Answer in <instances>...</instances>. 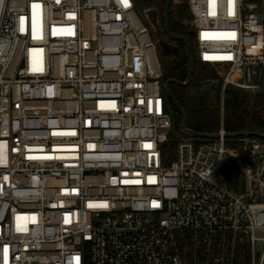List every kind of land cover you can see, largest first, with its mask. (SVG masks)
Masks as SVG:
<instances>
[{"label": "built area", "instance_id": "built-area-1", "mask_svg": "<svg viewBox=\"0 0 264 264\" xmlns=\"http://www.w3.org/2000/svg\"><path fill=\"white\" fill-rule=\"evenodd\" d=\"M186 1L200 62L264 92V0ZM159 27L135 0H0V264H264V139L222 107L170 160Z\"/></svg>", "mask_w": 264, "mask_h": 264}, {"label": "trees", "instance_id": "trees-1", "mask_svg": "<svg viewBox=\"0 0 264 264\" xmlns=\"http://www.w3.org/2000/svg\"><path fill=\"white\" fill-rule=\"evenodd\" d=\"M167 0H135L136 6L140 12L144 10H154L159 16L160 27L158 32L169 37L165 31V6ZM170 30L174 35L185 36L189 39L190 46L192 44L191 32L194 27L192 25V14L187 1L175 3L172 0L170 7ZM170 38V37H169ZM171 39V38H170ZM173 41V39H171ZM177 44V52L173 55L162 54L163 66V82L169 79H176L185 82L189 71V58L186 52V44L184 41L175 40ZM191 52L194 58L192 46ZM222 67L223 71L225 67ZM223 73L216 72L208 63L200 62L199 65L194 58V72L192 81L188 86H182L176 83L170 84L173 95L183 106L187 114L188 128L198 131L214 133L218 131L220 126V104H210L206 95L195 94L194 91L200 87L204 80L221 79ZM221 86V84H220ZM217 90V99L220 98V89ZM169 111L173 117V130L170 133L171 141L168 144V151L175 157L176 152V133L182 122V114L170 97H167ZM264 92L250 96L247 92L241 91L234 87H227L224 93V119L225 127L229 133L242 131H256L264 133ZM255 137V136H254ZM232 147L236 143H230ZM169 160L165 159V164ZM222 174L227 182L235 190L243 188V177L240 169L228 160L222 168Z\"/></svg>", "mask_w": 264, "mask_h": 264}, {"label": "water", "instance_id": "water-1", "mask_svg": "<svg viewBox=\"0 0 264 264\" xmlns=\"http://www.w3.org/2000/svg\"><path fill=\"white\" fill-rule=\"evenodd\" d=\"M172 4V0H167L166 2V6H165V31L167 33V35L173 39V40H180V41H184L186 44V52L189 58V71H188V77L187 80L185 82H180L176 79H169L165 84H164V88L166 91V94L168 97H170L172 99V101L174 102V104L177 106V108L180 110L181 114H182V122L179 126V128L184 132V133H188L191 135H196V136H202V137H214L216 136L215 133H207V132H198V131H194L190 128H188L187 126V114L183 108V106L180 104V102L177 100V98L173 95L171 89H170V84L172 83H176L182 86H188L191 81H192V76H193V72H194V58L191 52V46H190V42L189 39L185 36H177L174 35L171 30H170V7ZM153 21H155V15L153 14L152 16ZM194 31L191 32V35L194 36ZM160 49L164 54H174L177 52V47L172 46L170 44H168L166 41L161 40L160 41ZM198 61H200L199 59V55L198 52L196 53V57H195ZM260 137L264 139V133H260V132H256V131H242V132H232V133H228V137L231 138H238V137Z\"/></svg>", "mask_w": 264, "mask_h": 264}, {"label": "rangeland", "instance_id": "rangeland-1", "mask_svg": "<svg viewBox=\"0 0 264 264\" xmlns=\"http://www.w3.org/2000/svg\"><path fill=\"white\" fill-rule=\"evenodd\" d=\"M182 1H185V0H174L175 3H179V2H182ZM156 33V32H155ZM156 35L160 38V39H167V37L162 34V33H159L158 34L156 33ZM191 38H192V50H193V54H194V58L196 57V53H197V44L195 42V37L191 35ZM169 39V38H168ZM173 42H175V40H173ZM159 54H160V58L162 60V54L163 52L161 51V49L159 48ZM195 61L198 63H200V61H198L196 58H195ZM210 66H212L214 68V70L216 72H220V73H223V68L219 66H224L223 64H209ZM220 82V79H209V80H204L200 87H198L194 93L195 94H199V95H206L207 98H208V102L210 104H216L217 101L218 103L220 104V108L222 110V107H224V93H225V89L227 88H224L223 85L221 84ZM219 87H221L220 89V98L217 99V90L219 89ZM249 94V93H248ZM250 96H252V98L254 97V94H249ZM164 96L166 97V95L164 94ZM168 97V96H167ZM166 97V98H167ZM264 107V105H263ZM264 109V108H263ZM263 115H264V110H263ZM186 136V135H185ZM176 141V140H175ZM257 235L259 237H264V231H258L257 232Z\"/></svg>", "mask_w": 264, "mask_h": 264}, {"label": "flooded vegetation", "instance_id": "flooded-vegetation-1", "mask_svg": "<svg viewBox=\"0 0 264 264\" xmlns=\"http://www.w3.org/2000/svg\"><path fill=\"white\" fill-rule=\"evenodd\" d=\"M167 37V36H166ZM169 37H167V39H161V40H164L166 41L168 44L172 45V46H175L177 47V44L175 42H173L170 38L168 39ZM169 55H173V54H169Z\"/></svg>", "mask_w": 264, "mask_h": 264}, {"label": "snow or ice", "instance_id": "snow-or-ice-1", "mask_svg": "<svg viewBox=\"0 0 264 264\" xmlns=\"http://www.w3.org/2000/svg\"><path fill=\"white\" fill-rule=\"evenodd\" d=\"M123 2L125 3V5H127V0H123Z\"/></svg>", "mask_w": 264, "mask_h": 264}]
</instances>
